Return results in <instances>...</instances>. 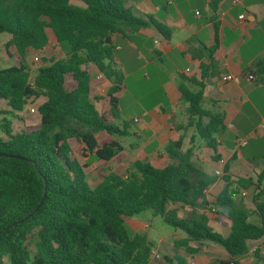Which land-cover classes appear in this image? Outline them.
<instances>
[{
    "label": "trees",
    "instance_id": "1",
    "mask_svg": "<svg viewBox=\"0 0 264 264\" xmlns=\"http://www.w3.org/2000/svg\"><path fill=\"white\" fill-rule=\"evenodd\" d=\"M219 1H211L212 11ZM149 27L167 37L164 26L150 16H135L124 0H0V37H8L4 52L16 62L0 69V102L8 109L0 113V155L18 157L0 156V264H149L153 244L126 227L127 220L145 211L181 232L184 237L176 244L187 253L193 252L189 243L221 247L231 261L219 264H237L234 259L247 253L249 242L264 238V169L256 179L233 178L225 165L222 189L209 202L203 191L216 177L198 171L192 150L181 151V139L165 146L170 163L163 168L137 160L125 177L109 173L94 187L88 185L87 166L79 159L109 162L123 150L115 138L125 137L128 129L127 123L117 127L96 110L100 97L90 85L89 67L110 83L105 98L110 117L118 118L116 95L123 75L110 37L124 28L137 33ZM48 32L63 56L31 73L27 57L48 46ZM214 50L208 51L209 64L200 65L201 80L177 89L188 104L190 141L201 140L217 161L224 113L202 108ZM253 74L264 77V60H256ZM38 101V122L15 132L12 120L23 121L19 115ZM233 185L253 193L251 212L236 206ZM179 206L202 212L214 207L230 223L226 235L214 232L203 214L179 218Z\"/></svg>",
    "mask_w": 264,
    "mask_h": 264
},
{
    "label": "crops",
    "instance_id": "2",
    "mask_svg": "<svg viewBox=\"0 0 264 264\" xmlns=\"http://www.w3.org/2000/svg\"><path fill=\"white\" fill-rule=\"evenodd\" d=\"M124 1L135 16L145 20L150 16L164 26L167 37L152 27L137 33L124 28V33L110 37L114 62L122 71L128 68L126 77L132 76L138 83L142 79L157 83L161 98L148 108L139 105L131 120L133 127L128 126L124 137L129 139L127 147L121 145L123 150L109 162L97 161L108 164L102 178L109 173L125 177L137 160L163 168L170 163L165 146L181 139V151L192 150L191 161L197 169L203 173L202 166L212 165L206 176L214 177L215 170L223 176L227 165L233 178L256 179L264 169V133L258 129L264 120V77H256L253 66L256 60H264V0H240L236 5L232 0H220L215 11L210 8L212 0ZM241 15L244 19L240 21ZM213 47L214 69L205 80L202 108L224 113L225 130L217 138V161L201 140L190 141L193 132L185 129L188 104L181 100L177 89L180 83L188 86L190 80H201L200 65L209 64L208 51ZM89 69L90 85L100 97L94 106L114 123L105 98L110 83L92 67ZM226 74L235 80L222 83L221 76ZM245 74L253 75L255 80L247 81ZM122 89L116 95L118 104ZM239 137L244 140L241 145ZM220 178L207 188L208 193L222 186ZM130 224L138 230L134 222Z\"/></svg>",
    "mask_w": 264,
    "mask_h": 264
},
{
    "label": "rangeland",
    "instance_id": "3",
    "mask_svg": "<svg viewBox=\"0 0 264 264\" xmlns=\"http://www.w3.org/2000/svg\"><path fill=\"white\" fill-rule=\"evenodd\" d=\"M48 37L49 43L44 50L32 52L27 57L26 63L31 73H34L38 67L47 64L48 59H59L63 56L60 48L57 46L50 32H48ZM7 40L8 37L5 35H2L0 37V69L16 64L14 59L7 56L4 52L3 45L7 42ZM118 69L123 75V91L121 95L122 99L118 104V118L113 119V124L121 128L123 123H127L129 127H133V125L131 124V120L136 117L135 112L139 108V105H143L146 108L151 107L159 98H161V94L158 91L157 83L149 84L143 79L138 83L134 77H126L129 72L128 68H125V71H122L119 67ZM37 103H39V101L34 102L30 106L35 107ZM7 111L8 109L5 104L3 102H0V113ZM19 116L24 120H12L10 116H5L8 119L12 120V128L15 132H18L25 125L31 126L38 122V117L36 115H31L27 108H25V110ZM2 117L3 115L0 114V119ZM2 136L3 134L0 132V137ZM115 140L118 141V143L122 146H126V143H128L129 141V139H126L124 137H116ZM238 142L240 143V145L243 144V138L239 137ZM79 162L82 165L87 166L84 169V172L86 174L87 183L90 187H94L95 184L102 179L103 169L105 170V168L108 166L107 163L97 162L92 158L87 159V161H85L84 159H79ZM199 167H201L200 164ZM211 168L212 165L210 164L202 166L203 174L208 175ZM198 171L201 172V170L199 169ZM195 177L197 178L199 176H193V179H195ZM219 179L221 181V178ZM221 189L222 186L220 184L219 187L208 193V201L213 202L215 196ZM233 190H235L236 192L233 198L236 206L246 210L247 212H251L253 209V193L249 190L237 188L236 185H233ZM243 192L246 193L244 196L242 195ZM211 208L214 207L209 206L207 210L202 212L193 210L187 206H179L178 217L182 219H190L192 217L203 214L207 218L208 226L214 232L219 233L223 236L226 235L230 224L229 221L224 218L217 209L214 208L216 210L215 213L211 212ZM131 222H134L138 226V230L134 229V226L130 224ZM144 224L147 225V228L145 229L143 228ZM126 227L130 235L144 233L147 236L148 240L153 244V247L151 248L149 264H177V261L173 258V255L176 258H180L184 264H219V262L228 263L231 261V259L221 247L210 242H203L200 246H197V244L195 243H189L187 248L193 250V252L187 253L183 248L176 244L184 237L183 234L178 230H175L174 228L166 225L161 217L154 216L151 211H145L130 218L126 221ZM29 250L31 254H33V245H29ZM152 252L159 258H155L154 255H152ZM165 256L169 257L171 261L168 262L164 258ZM233 262H236L237 264H264V238L256 242H249L247 253L242 257L235 258Z\"/></svg>",
    "mask_w": 264,
    "mask_h": 264
},
{
    "label": "built area",
    "instance_id": "4",
    "mask_svg": "<svg viewBox=\"0 0 264 264\" xmlns=\"http://www.w3.org/2000/svg\"><path fill=\"white\" fill-rule=\"evenodd\" d=\"M239 3H240V0H232V4H233V5H236V4H239ZM238 19L241 21V20L244 19V16L241 15V16H239ZM245 78H246V80L249 81V82H253V81L255 80L254 76L251 75V74H245ZM220 80H221L222 83H229V82L234 81V80H235V77L232 76V75H230V74H226V75L221 76V79H220ZM27 110L29 111V113H30L31 115H37V113H36V108H35L34 106H29V107H27ZM135 122H137V120H135ZM258 129H259L260 132L264 133V120L259 124ZM213 175H214L216 178H220V177H222V172H221L220 170H215V171L213 172ZM203 194L205 195L206 198H208V190H207V189H205V190L203 191ZM245 194H246L245 192L242 193L243 196H244ZM210 210H211V212H213V213L216 212V210H215L214 208H211ZM145 228H147V226H145ZM152 255H154L155 258H159L157 255L153 254V252H152ZM190 264H193V263H190ZM230 264H231V263H230Z\"/></svg>",
    "mask_w": 264,
    "mask_h": 264
},
{
    "label": "water",
    "instance_id": "5",
    "mask_svg": "<svg viewBox=\"0 0 264 264\" xmlns=\"http://www.w3.org/2000/svg\"><path fill=\"white\" fill-rule=\"evenodd\" d=\"M0 156H6V155H0ZM6 157H9V158H18V157H16V156H12V155H10V156H6ZM45 194H46V183H45V188H44V196H43V198L45 197ZM36 210H37V208H36ZM35 210V211H36ZM32 214H30L29 216H27L23 221H26L30 216H31ZM19 223H21V222H19ZM15 224H13L12 226H14Z\"/></svg>",
    "mask_w": 264,
    "mask_h": 264
}]
</instances>
